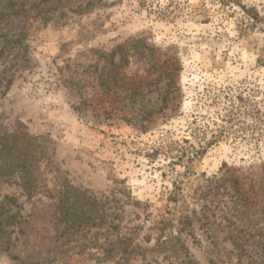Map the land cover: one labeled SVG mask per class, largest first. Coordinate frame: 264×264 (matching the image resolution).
<instances>
[{"label": "rangeland", "instance_id": "obj_1", "mask_svg": "<svg viewBox=\"0 0 264 264\" xmlns=\"http://www.w3.org/2000/svg\"><path fill=\"white\" fill-rule=\"evenodd\" d=\"M15 134L47 158L40 193L0 177V264H166L151 229L181 211L200 218L197 264H264V0H0V138ZM64 182L101 223H58ZM120 237L130 256L108 259Z\"/></svg>", "mask_w": 264, "mask_h": 264}, {"label": "trees", "instance_id": "obj_2", "mask_svg": "<svg viewBox=\"0 0 264 264\" xmlns=\"http://www.w3.org/2000/svg\"><path fill=\"white\" fill-rule=\"evenodd\" d=\"M241 9L251 21V25H256L259 22L260 17L257 11L244 6H241ZM242 105H245L244 101H242ZM44 142L43 139L27 134L4 135L0 138V177L7 178L17 174L28 194L40 193L41 185L38 169L40 163L47 158ZM195 155L191 152L188 155V160L191 162L197 159V157H194ZM230 183H232V187L234 186V194H237L236 181ZM70 189L68 183L64 182L57 192L56 212L58 223L73 233L86 227L97 226V221L101 223L103 217L94 215L101 211L98 203L94 199H91L92 203L86 201L89 198L85 196L73 195L69 192ZM196 217L197 215L194 213L181 211L154 222L151 229V235L153 236L152 251L162 258V262L166 264H197L186 244V239L193 237L195 224L200 221V218ZM14 218L15 216H10L9 220ZM126 243V239L120 237L107 244L103 249L104 256L109 259L116 254H120L119 260L126 261L131 253L129 245H126ZM260 254L261 259H264V244L260 245ZM116 264H119V262H116Z\"/></svg>", "mask_w": 264, "mask_h": 264}]
</instances>
